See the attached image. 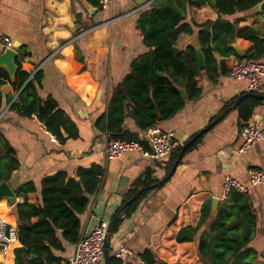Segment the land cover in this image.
Returning <instances> with one entry per match:
<instances>
[{"label":"crops","instance_id":"crops-1","mask_svg":"<svg viewBox=\"0 0 264 264\" xmlns=\"http://www.w3.org/2000/svg\"><path fill=\"white\" fill-rule=\"evenodd\" d=\"M143 1L138 5L136 0H113L107 10L89 0H2L0 5L1 33L10 39L18 56L25 46L29 55L22 60V69L32 76L38 70L43 72V79L36 82L38 93L43 99L51 96L58 101L74 134L70 136L63 129L62 136L66 138L63 140L50 132L37 115L24 117L9 110L18 92L7 81L0 88L3 94L0 132L15 149L19 165L6 182L14 193V203L26 200L24 194L17 193L18 188L33 182L36 191L29 192L28 199L38 203L45 176L66 171L77 177L80 168L101 165L105 174L98 193L91 196L87 210L80 216L82 235L96 217L112 219L126 191L147 170L151 169L159 180L170 174H166V162L171 155L150 159L139 151H128L119 158L109 159L105 154L108 133L98 124L108 110L114 88L130 71L133 59L148 51L137 28V19L155 0ZM111 17L116 18L109 22ZM218 17L209 4L187 6V19L191 21L203 23ZM225 18L239 26L258 27L264 32V13L247 11ZM104 21L108 22L84 33L90 26ZM196 43H199L196 33L181 34L177 46L183 48ZM232 43L246 53L250 47V43L238 39ZM216 58L220 65L223 62L224 72L212 79L206 70L202 71V95L187 100L182 110L169 119L160 120L156 126L173 132L179 145H184L216 122L202 134L195 148L185 151L168 180L154 187L138 210L125 217L113 231L111 251L123 244L137 253L151 249L169 264H206L200 259L196 241L180 243L176 235L182 227L198 224L206 201L212 202L215 214L217 207H213V200L218 199V206L226 198L223 186L229 174L248 187L247 193L258 218L256 236L250 245L258 251L259 260H264V185H250L248 175L252 168L264 169V139L245 152L239 151L243 143L240 131L245 123L237 108L251 91L245 80L230 75L239 60L235 54ZM260 61L264 62V56ZM261 100L249 121L258 122L264 129V99ZM228 104L231 110L222 114ZM126 112L125 126L144 136L132 117L131 103ZM0 206V216L17 228L14 206L9 204V199H0ZM18 246L20 242L16 239L6 251H0V263L14 264V249ZM75 247L67 245L66 258ZM98 264H104V260Z\"/></svg>","mask_w":264,"mask_h":264},{"label":"trees","instance_id":"trees-1","mask_svg":"<svg viewBox=\"0 0 264 264\" xmlns=\"http://www.w3.org/2000/svg\"><path fill=\"white\" fill-rule=\"evenodd\" d=\"M89 1L98 6V0ZM261 1L155 0L149 8L144 9L137 19V28L148 51L133 59L130 71L113 90L107 112L98 121L103 129L105 127L108 140L120 138L137 141L149 149L147 140L139 132L125 126L128 103L132 104V117L143 133L156 126L160 120L173 117L185 107L187 100L202 95V71L206 70L212 79L224 72L223 62L220 65L217 55L235 54L240 60L244 59L232 46L234 40L250 43L246 58L260 61L264 56V32L258 27L239 26L225 16L246 13ZM204 4H209L219 14L216 20L197 23L187 19V6ZM195 33L204 52L205 68L199 66L197 52L192 44L183 48L177 46L181 34ZM21 51L16 58L18 68L14 78L4 67H0V88L9 81L18 92L9 110L24 117L37 115L47 129L61 139L63 129L73 136L67 115L59 107L58 101L51 96L43 99L38 93L36 82L43 79V72L38 70L32 76L22 69L21 62L29 53L25 46L21 47ZM78 59L83 60L82 57ZM85 76L90 79L87 74ZM180 88L185 90V97ZM261 102V99L252 96L240 102L237 109L244 123L249 122L254 108ZM2 103L0 89V106ZM231 108L228 104L222 114L228 113ZM201 138L202 135L191 143L186 152L195 148ZM182 148L183 145H178L170 153L166 174L173 169ZM18 165L15 149L0 132V182L9 180ZM152 172L151 169L147 170L124 194L116 213L122 211L124 205L126 209L121 212L114 231L125 217L138 210L142 200L153 189L151 186L159 181ZM104 174V168L95 164L90 168H80L77 177L70 176L66 171L47 175L41 181L38 203L28 199V193L36 191L33 182L19 187L17 193L24 194L26 200L14 203V199H9V204L14 206L20 242V246L14 249V264H68L67 245L76 246L81 239L80 216L87 210L91 196L98 190ZM257 221L249 194L232 189L219 202L215 214L212 202L206 201L198 224L182 227L176 240L180 243L196 241L200 259L206 264H254L259 260V254L250 244L256 236ZM140 255L147 264H169L151 249H146ZM110 264L128 262L117 258L112 250Z\"/></svg>","mask_w":264,"mask_h":264},{"label":"built area","instance_id":"built-area-1","mask_svg":"<svg viewBox=\"0 0 264 264\" xmlns=\"http://www.w3.org/2000/svg\"><path fill=\"white\" fill-rule=\"evenodd\" d=\"M2 0H0V5ZM113 0H98V6L102 10H107L112 6ZM116 17H111L109 22ZM108 21L101 24H94L84 31V33L100 28ZM6 48H13L10 39L0 31V53ZM37 72V71H36ZM233 78L245 80L248 91L264 93V62L244 58L237 60L230 70ZM1 118V117H0ZM240 135L243 143L239 151L245 152L255 143L264 139V129L256 121H249L242 125ZM149 144V149L137 141H127L120 138L108 140L105 154L109 159L121 157L128 151H139L143 156L150 159H163L179 145L173 132H166L159 127L149 128L144 136ZM250 185H264V169L252 168L248 171ZM232 189L247 192L248 187L242 184L232 175H226L224 179V194H228ZM111 219L106 217H96V221L85 231L77 243L74 252L67 257L68 264H98L104 260V242L107 229ZM18 239L17 229L11 226L8 221L0 216V251H6L11 243ZM115 256L124 262L134 264H147L140 253H137L120 244L115 251Z\"/></svg>","mask_w":264,"mask_h":264},{"label":"water","instance_id":"water-1","mask_svg":"<svg viewBox=\"0 0 264 264\" xmlns=\"http://www.w3.org/2000/svg\"><path fill=\"white\" fill-rule=\"evenodd\" d=\"M138 5L143 4V0H136ZM250 13H255V12H260V13H264V0H262L260 3H258L256 6H254L253 8H251ZM196 49L197 52V58H198V62H199V66L201 68H205L206 66V61H205V56H204V52L200 46L199 43H196L195 45H193ZM232 46L235 48L237 54L241 57V58H246L247 53L241 49L240 47H238V45L236 43H232ZM18 56V52L14 49V48H6L2 53H0V67H4L9 73L11 78H14L15 73L17 71V64H16V58ZM181 93L183 95V97L186 96V92L183 88H180ZM247 95L256 97L258 99H264V94L261 93H255V92H249L247 93ZM243 98V95L238 97V99L236 100L235 106H237L240 102V100ZM216 122V121H214ZM214 122L210 123L208 126H206L205 128H203L201 131H199L196 135H194L189 141H187L182 148V151L179 155L178 160L176 161V163L174 164L173 169L171 170L170 174L168 176H166L165 178L159 180L156 184L152 185L151 187H157V186H161L163 185L169 178V176L174 172V170L176 169L179 161L181 160V158L183 157L185 151L187 150V148L189 147V145L191 143H193L199 136H201L202 134H204L205 132H207L209 129H211V127L214 125ZM99 189V188H98ZM98 193V190L96 191L95 194ZM3 197H6L8 199H14V193L11 190V188L9 187V185L7 184L6 181H1L0 182V199H2ZM217 203H218V199L215 198L213 200V207L216 209L217 207ZM126 209V205L123 206L122 211H124ZM116 213L111 221H110V225L107 229V233L105 236V242H104V264H110V257H111V237L113 235V231H114V227L121 215V212ZM2 264V263H0ZM256 264H263L262 260H258Z\"/></svg>","mask_w":264,"mask_h":264}]
</instances>
